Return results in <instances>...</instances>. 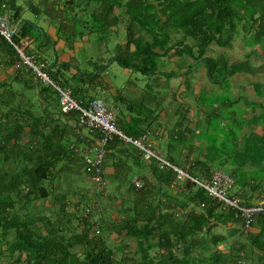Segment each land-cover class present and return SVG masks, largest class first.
<instances>
[{
    "label": "trees",
    "instance_id": "obj_1",
    "mask_svg": "<svg viewBox=\"0 0 264 264\" xmlns=\"http://www.w3.org/2000/svg\"><path fill=\"white\" fill-rule=\"evenodd\" d=\"M8 1L0 0V19L8 21L12 29L18 27L11 38L12 43L20 46L24 39L33 42L35 48L28 44L26 50L38 56L40 62H47L46 69L51 79L69 91L82 106L95 99H89L87 95L94 88L92 85L103 83L95 73L104 65L97 66L91 73L73 66L77 77L63 76L62 70L72 68V64H58L57 60L48 62L43 57L44 47H54L55 42L21 16L23 9H31L37 19L46 14L48 27L54 31L55 38L63 39L71 50L74 43L85 35L98 39L118 23L125 24V43L116 45L114 61L123 69L150 77L153 83L156 82L154 78L164 77L169 82L178 76L177 72L162 70L165 67L162 59L190 58L193 63L183 66L186 73H190L194 64L203 65L209 80L215 84L225 82L228 85L225 90H229L232 76L242 66L228 64L226 57H206L207 47L214 44L226 48L233 38L231 34L242 25L246 28L245 32H254L257 43L264 38V13L261 12L264 0H22L21 6L7 10ZM33 1L37 4L33 5ZM255 20H258L256 26L252 24ZM224 34L229 37L222 42ZM189 38L196 39L194 45L185 44ZM193 48H196L194 53ZM0 56L3 57H0V70L10 68L15 71L13 77L0 80V259L4 258V253L13 259L14 253L25 252L33 257L35 264H166L167 255L175 259L172 264H245L251 258L258 264H264V217H255L246 227L242 217H236L230 209H223L195 183L186 178L178 180L171 167L160 165L153 157L145 158L131 145L114 139L105 147L101 163L103 184L97 185L92 174L85 171L82 154L89 152L90 157L94 156L98 149L92 150L87 146V138L93 137L98 144L101 135L78 127L76 111L61 113L57 93L51 87L40 89L33 98L37 82L30 70L19 65L13 45L1 35ZM85 80L87 89L71 86V82L78 84ZM169 86L164 83L163 91ZM45 90L51 91L54 104L43 96ZM204 97L198 99L199 108L218 106L219 112L214 114L212 109L206 128L202 130L204 142L196 147L189 144L191 139L186 136L187 126L183 127L185 120L181 119L174 128L165 130V125L161 126L157 121L158 115L152 116L151 121L150 116L143 117L142 114L124 123L113 113L117 126L125 136L133 139L144 136L154 151V145L163 136L164 130L169 148L176 146L178 149L184 143L178 156L185 159L175 162L171 153L166 159L162 157L169 165L181 169L193 179H208L215 172V164H212L217 160L219 168L228 166L229 174H224L239 188L236 196H232H238L241 206L264 203V130L261 135L241 132L245 124L222 112L233 102L228 99L217 102L216 98L207 103ZM107 106L113 110L112 106ZM148 111L152 114L151 110ZM153 123L158 127H154ZM257 123L264 126V110L256 117L254 125ZM231 125L226 133L225 127ZM235 127L237 133L233 129ZM180 128L185 130L179 138L175 131ZM211 135L213 140L208 142ZM228 138L231 139L229 142L235 143L230 152L226 150ZM183 151L188 154L184 156ZM195 151L198 156L192 155ZM183 160L185 162L181 163ZM60 164L67 172L83 175L85 181L91 183L88 195L93 197L95 193L102 197L106 194L115 200L119 216L111 221L109 229L103 226L100 236V231L95 235V228H100L95 222L97 212L91 208L95 198L83 205L80 220L85 221V229L82 234L68 240L64 235L66 226L59 225L63 221L61 216L56 223H49L46 217L35 213L37 202L47 200L48 187L53 189L62 172L57 170ZM142 169L147 170L152 179L146 173L140 175L139 170ZM133 178L140 181V188L132 183ZM49 182L50 185L44 186ZM112 188L117 195L111 193ZM254 199L255 202L252 201ZM86 210L89 212L86 213ZM61 212L64 214L63 208ZM37 223L45 229L47 237L41 235ZM228 224L239 227V237L225 251L214 250L213 247L224 242L225 237L213 233V230ZM112 231L135 239L136 257H115L110 249L102 245L103 235ZM91 235H94L93 241H88ZM72 238L82 252L84 250L83 259L69 252L73 247L69 241ZM200 244L202 250L196 252V246ZM4 245L8 250L6 252L2 250ZM185 249L188 251L184 253ZM152 250L157 251L156 256L149 254ZM173 252L177 253V257ZM190 252L194 254L189 255Z\"/></svg>",
    "mask_w": 264,
    "mask_h": 264
},
{
    "label": "rangeland",
    "instance_id": "obj_2",
    "mask_svg": "<svg viewBox=\"0 0 264 264\" xmlns=\"http://www.w3.org/2000/svg\"><path fill=\"white\" fill-rule=\"evenodd\" d=\"M31 1V0H29ZM8 3V4H7ZM6 3L7 6V10H10L13 7H18L21 6L22 0H9ZM16 4V5H15ZM33 5H36V1L32 2ZM16 7V8H17ZM4 8V7H3ZM21 16L26 19L29 20L31 22H35L37 19V17L32 13L31 9H23ZM40 23L42 24L41 20H43L46 25L48 26V22L46 19H49L48 16L46 14L42 15V17H40ZM246 21V20H245ZM254 24H258L257 21L254 22ZM249 24H247L246 27H248ZM243 28L245 29V26L243 27L240 26L237 28L236 32H233L232 35V40L230 41V43L226 46V48L221 49L220 47H218L217 45L211 44L210 47H207L206 49V53L205 56L206 57H215L217 56L219 53L225 54V53H230V55H232V59H236L237 55L233 54L234 53H239L241 51H243L242 53H244L245 55H248L251 58V65L250 66H246L244 67V64H242L243 62H241V59L239 57H237L238 62H231V59L227 56H224L228 59V64H232L236 63V64H240L239 66H242V68L239 69V72L236 71V74L234 75V77L232 76L229 84H230V89L229 90H225V88L228 86L227 83L225 82H221L218 84H215L212 82V80H202L201 78L196 79L194 83H192V85H196L199 86V89H196L195 91H193V93L190 95V97L188 98L189 100V105L190 107L194 108V111H191L190 109H187L185 107H180L178 106V104H174V106L171 107V103L169 102L171 100V96L164 99V105H153V103H149L147 98H144L145 95H149V96H157L158 94L163 93V90L157 86L156 83H153L150 79V77L144 76L140 73H137L135 71H131L129 70V74L128 76L124 75V69L116 62L114 61V57L116 56V45H124L125 43V33H126V27L125 24L122 23H118L115 27L111 28L104 36L100 37V38H92L91 35L87 36L89 37V43L84 44L83 47H85L83 50H80L79 53L75 52L74 54V61L80 62L81 68L80 70L84 71L89 70L90 72L94 70V67L97 65H104L103 69L96 72L95 75H97V79H99L100 81H105V82H110L112 83V91H117L119 96L121 97V95L124 97V95L129 96V104L130 109L132 110V117H136L139 115H142L143 117H148L150 116L151 112L149 113L148 110H154L156 108V112L155 115H159L157 121L159 124H161V126L165 125V130H170L172 128H174L175 124L178 122V119L180 118V116H183L182 121L185 120L186 122H189L193 119V121H196V115L195 113V105H198V102H196L199 99V94H203L204 93V89H206V94L204 97V100H206L207 103L212 102L211 99H216L217 102H221L222 100L228 99L231 102H236L235 104L232 103L233 105L231 107H229L227 110H223V115L228 116V117H233L236 120L240 121V123H244L245 127L248 131H250V129H255L254 127V121L256 119V117H258L262 112H263V105L260 104V101H264V38L260 39L259 42L257 43V38L254 37V32L252 31L251 34L248 35L247 32H244ZM85 34V30L82 31ZM81 34H79L80 36ZM86 36V35H85ZM179 36V35H178ZM177 36V38L179 39V37ZM229 36H227L226 34L223 35L222 37V42H225L227 40ZM80 40V39H79ZM189 41L185 44H190V45H194V43L196 42V39L194 38H189ZM256 43V44H255ZM50 49V48H49ZM229 49H232V51H230ZM196 50V48H193V53ZM90 54H92L93 58L90 57ZM2 59L3 57L0 56ZM43 57H45L46 59H48V50H44L43 49ZM179 60V58H178ZM225 59H221V61H224ZM227 61V60H226ZM193 61L190 60V58H182L181 60H179L177 62V64H175V66L177 67V73L180 71V69L183 68V66L188 67V65L192 64ZM85 68V69H83ZM161 65L159 66V69L161 70ZM244 68H246V70H244ZM10 69V68H8ZM163 69V68H162ZM201 69H203V65L200 64H194L191 66V70H190V74L185 73L182 77L180 76V80L179 83L178 82H174L170 84V87L172 89V93L177 91L179 86L181 85V87H185V92H187V88L189 87V83L191 81V78L193 76V71L199 72L201 71ZM248 71L250 73H248ZM192 72V73H191ZM9 77H12L14 75V72H8ZM12 73V74H11ZM240 73V74H238ZM188 74V75H187ZM186 77V78H185ZM7 79V75L3 74L2 77H0V80H4ZM185 79V80H183ZM174 81H178V77H174L173 78ZM162 84V83H161ZM16 84H14L15 86ZM107 86L109 87V84H107ZM48 88L50 86H47L43 83H36L34 86V93L32 94L33 98L34 96L38 93L37 91H40V89L42 88ZM135 87V88H134ZM156 87V88H155ZM52 88V87H51ZM136 88H138L139 90H137ZM53 89V88H52ZM98 89V88H97ZM132 89H136L139 92H142L141 97L139 95H135L132 96L131 95V90ZM189 89V88H188ZM210 89V90H209ZM209 93V95H208ZM43 96L49 100L50 104H54V100L51 94V91L49 90H45L43 93ZM99 94V91H98ZM124 94V95H123ZM31 96V95H28ZM100 96V94L98 95ZM101 98H103L102 100H104L108 105L109 102V96L108 93L106 96H100ZM99 97V98H100ZM100 98V99H101ZM253 98V99H252ZM192 99V100H190ZM107 100V101H106ZM111 101V100H110ZM252 101V102H251ZM48 102V101H47ZM168 104L169 106L167 107ZM37 109L40 108V106L37 104ZM161 108H164L163 110ZM171 109V115L170 118L168 119V121H166L164 123V119L161 116L162 113H169V110ZM113 112L117 115L118 118H122L120 113H119V109H115L113 108ZM160 112H162L160 114ZM246 115H248V117H246ZM188 117H192L189 118ZM208 118L209 115L207 117V122H208ZM149 120L152 121L151 118H149ZM166 120V119H165ZM210 120L212 121V118L210 117ZM163 123V124H162ZM184 124V122H183ZM231 126H227L225 127V131L226 133L229 132ZM243 127V126H242ZM235 130V132L237 133V127L233 128ZM184 129H177L175 132L176 134H180L183 132ZM241 130H243L241 128ZM195 130H192V132H194ZM166 134V132H164ZM203 131L201 130H196L194 134H192V139L190 140L189 144H193L195 145V147L200 143L204 142V138L205 136H202ZM240 134V133H239ZM213 135V134H212ZM211 135L210 139H208V142H212L213 140V136ZM163 140L161 142V140H157L156 144L158 147V153L163 157V158H167V154L171 153V156L175 157V162H179L181 159H183L184 157H179L178 156V152L181 151V147L184 145V143L180 144V147L177 149L176 146V150L173 147H168V141L169 139H166V135H163ZM231 139L228 138V144L226 147V150L228 149V151L230 152V150H232L234 148V144L235 143H231L229 142ZM244 143V141H242ZM242 143V144H243ZM184 149V148H183ZM186 149H189V147H186ZM175 150V151H174ZM173 151V152H172ZM225 152V151H224ZM188 153L186 151H183V155H187ZM229 155L231 153H228ZM192 155L198 156V153L195 151ZM237 156L234 157V159H236ZM186 158V157H185ZM184 158V159H185ZM204 160V159H203ZM185 162L184 160L181 162L183 163ZM215 164V165H214ZM213 166V170L215 171H220L226 174H229V169L227 167H225L224 169H221L218 167V162L217 160L212 164ZM61 169L62 172L59 173V177L57 179L56 182H54L53 185V189L50 188V186L47 189L48 195L49 197L47 199L49 202L53 203L52 200V196L54 193H58V192H62V194H65L64 196L69 197L68 200L72 201V194L74 193V195H78L81 204L83 205L85 202L92 200V198L96 199V202L99 200L97 195L94 193L93 197L92 195H88L89 191L91 190L90 186L91 183L88 181H85V178L83 175H78L77 173H71V172H67V170L64 168L63 164H60L57 168V170ZM70 170V169H69ZM73 171V170H71ZM146 173V170H139V174H143ZM248 174V173H247ZM50 185L49 183L44 184V186H48ZM109 186H111V184H109ZM113 190V191H112ZM239 188L235 187L234 185L228 189L227 194L229 196L235 195L238 192ZM110 191H112L111 193L117 195L116 191L114 190V188H112ZM77 193V194H75ZM56 196V195H54ZM105 197V196H104ZM238 197V196H237ZM101 201L105 202L106 205L103 206V208L105 210H108V207H115L116 203L115 200H113L110 197H105L102 199H100ZM75 201V200H74ZM252 201H256L255 199ZM70 202V201H69ZM253 202V203H254ZM43 203V201H42ZM41 203L40 206H42L39 209H46L45 206H43ZM81 205V206H82ZM115 212H117V208L115 207ZM44 212V211H43ZM45 213V212H44ZM42 214V212H41ZM76 214V212H74L72 214V216H74ZM60 225V224H59ZM230 229L229 227H221L218 226L213 230V233H219V234H226L227 231ZM232 229V228H231ZM234 230V238L233 240L227 241L225 240L222 243H218V245L216 247H213V249H219L220 251H225L227 246L230 244V242L236 240L237 237H239V231L237 226H234L233 228ZM201 249V248H199ZM191 254L193 255L194 253L191 252ZM137 255V254H136ZM245 263V262H244ZM245 264H258V262L255 261L254 258H251L250 261H247V263Z\"/></svg>",
    "mask_w": 264,
    "mask_h": 264
},
{
    "label": "crops",
    "instance_id": "obj_3",
    "mask_svg": "<svg viewBox=\"0 0 264 264\" xmlns=\"http://www.w3.org/2000/svg\"><path fill=\"white\" fill-rule=\"evenodd\" d=\"M261 12L264 13V9H262ZM255 21H257V23H258V20H255ZM255 21L252 22V24L254 26H256V24H254ZM41 22H42V24H39L40 20L37 19L35 22H32V23L35 24L36 28H39L42 31H44L45 33H47L48 34V38H49V40L51 42H55L54 43L55 44L54 47H44V50H48V59H47V61L49 60L48 62H53V61L57 60L58 64H61L63 62L64 63H71L72 64V68H69V69H66V70L65 69L62 70L63 76L68 77V78L72 77V76L77 77L76 70L73 68V66L77 67L79 69H82V68H81L80 62L74 61V59H73L75 57L74 54H75V52L79 53L80 50H83L85 48L83 46H84L85 43H86V45H87V43H89V37H87V35H86V36H83L82 39H80V40L78 39L74 43V47L71 50V49H69L66 46V43H65V41L63 39L57 40L55 38L54 31L51 29V27H48L43 20H41ZM22 25H23V23L20 24V26H22ZM17 28H18L17 26H14L15 30H17ZM243 30L245 32L246 28L245 29L243 28ZM247 33H248V35L251 34L250 31L247 32ZM92 38H94V37H92ZM30 44L32 45V48H35V47H33V42H29V45ZM221 49H224V48H221ZM229 50L232 51V49H229ZM242 52L243 51H241V52H239L237 54L233 52V54L237 55V57H239L241 59V62H243L242 64H244V67L250 66L252 64L250 62L251 58L248 55H245ZM42 55H43V52H42ZM224 56H226V57L228 56L231 59V62H238V61H236L237 57H236L235 60L232 59V55H230V53H225V54L219 53L217 56H215L213 58L219 59V58H222V57L224 58ZM90 57L93 58L92 54H90ZM162 60L165 62V64L163 63L165 65V67L162 69L164 72L165 71L166 72H176L178 70L177 67L175 66V64H177V62L179 61L177 57L165 58V59H162ZM97 66H99V65L96 64V66L94 68H96ZM83 69H85V68H83ZM84 71L86 73H91L92 72V71L90 72L89 70H86V69ZM123 71H124V75L128 76L129 71L126 70V69H124ZM186 71H187L186 67H183L182 69H180V71L178 72V76H177L178 77V81H174L173 78H172V79H170L169 82H167V81H165L164 77H160L158 79L154 78V79H156L155 83L157 84V86L161 87V89L163 90L162 86L164 85V83L169 84V85L171 83H174V82H178L179 83V80L181 79L180 76L182 77L186 73ZM8 72H12V73L14 72V75H15V71L13 69H6L4 71L0 70V77H2L3 74L4 75L6 74L7 78H9V74L10 73H8ZM193 73L194 74H193V76L191 78V81L189 83L190 84L189 87H188L189 89L187 88V90H188L187 92H185V87H181V85H180L178 90L172 93V89L169 86L168 88L165 89V92L163 91V93L158 94L157 96H153L152 97V96H149V95L148 96L145 95L144 98H147L149 103L152 102L153 105L161 106V105H164V103H163L164 99H166V98L171 96V100L169 101L171 103V107L174 106V104L176 103V104H178L179 108L180 107H185L187 109H190L191 111H194V108L190 107V105L188 104L189 103L188 98L193 93V91H195L196 89L197 90L199 89V86H196V85L193 86L192 83L196 82L195 80L198 79V78H201L202 80H205V79L208 80V79H207L206 71H205L204 68L201 69V71H199V72L193 71ZM248 73H250V72L248 71ZM188 74H190V73H188ZM238 74H240V73H238ZM183 80H185V79H183ZM97 81H96V83L98 84ZM86 83H87L86 80L84 81V83H78V84H77V82H71V86L74 87V88L83 87L84 89H87L88 88V84H86ZM107 84H109V87L107 86ZM92 86L94 88L93 89L91 88L89 90V92H90L89 95H87L89 97V99H90V97H94L96 99V98H99L102 95L106 96L107 93H108L109 99L111 100V101L108 100V102H109L110 106H112L113 108L119 109V113H120V115L122 117L121 120H123L124 123H128V122L133 120L132 113H131L132 110L130 109L131 105L128 102L129 101V99H128L129 96H127V95L125 96L123 94L124 97L122 95L120 97L117 91H115V90L112 91V83H110L109 81L108 82L103 81V83H101V84H98L96 86L92 85ZM194 88H196V89H194ZM136 89L139 90L138 88H136ZM136 89H132L131 90V95L132 96L139 95L141 97L142 92H139ZM98 91H99L100 96H98L99 95ZM205 92H206V89H204V93L203 94H199V99H201V96L206 94ZM174 94H176V97H177L176 100L174 99ZM208 95H209V93H208ZM101 99H103V98H101ZM190 100H192V99H190ZM197 102L199 104L198 100H197ZM233 103H236V102H233ZM260 104L264 106V101L263 100L260 101ZM166 105H167V107L169 106L168 104H166ZM232 105L233 104H229L223 110H227ZM161 109L163 110L164 108H161ZM212 109H213L212 113H214V114L219 112L218 111L219 110L218 106L214 107ZM212 109H209L207 107H200L199 108L198 105H195V113L194 114L197 116L196 117V121L195 120L193 121V119H192L189 122H186V123L184 122V126H183V127L187 126L186 127V130L188 131V133L186 132L187 138L192 139V136H193L192 134H194L196 130H201L202 131L204 128H206L207 117L211 113ZM151 111H152V114L150 115V118L152 119L153 118L152 116H155L156 108H155V111L154 110H151ZM170 111H171V109L169 110V113L160 112V114L162 113L161 116L164 119V123L166 121H168V119L170 118V115H171ZM182 117L183 116H180L178 121H180L182 119ZM246 117H248V115H246ZM189 118H192V117H188V119ZM153 126L154 127H158V125L155 124V123H153ZM254 127H255V129H250V131H248L246 128H243V130H241V132H244L245 134H249L250 132H254L257 135H261L263 130H264L263 124L257 123L256 125H254ZM184 130H185V128H184ZM192 130H195V131L192 132ZM164 132H165V130L163 131L162 135H166V139H167V134H165ZM177 136L179 138L182 137L183 136V132L180 133L179 135L177 134ZM163 137L164 136L159 138V140H161V142L163 140ZM86 144L92 150L98 149L97 141L93 137L87 138V143ZM157 145L158 144L154 145L156 153H158ZM159 156L161 157L162 160H164L160 154H159ZM107 173H111V172L107 171ZM146 176L149 179H152V177L150 176V173H148L147 170H146ZM54 195H56V196H54ZM64 195L65 194H62V192H58L57 194L54 193L52 195V197H51L52 200H53V203L48 201L50 199L44 200L43 203H42V201L37 202L36 208L34 209V211H35L36 214H39V215L42 212L41 215L43 217H46L47 220L49 221V223L50 222L56 223L62 217L61 219L63 221H61L60 225L63 226V227H64V225L66 226L65 229H67V230L65 231L66 234H64V235L66 236V239L68 240L72 236L78 237V235H81L83 230L85 229V226H84V222L85 221H81L80 220V216L83 213L82 212L83 205H85V203L82 205L78 195H74V193L72 194V201H71V198H70V200H68V198L70 196L69 197H65ZM104 196L108 197L106 194ZM104 196H102V197L105 198ZM102 197H98L99 200L97 202H96V199H94L93 200V204L91 206V208H93V210H96V212H97L96 216H97L98 219L95 218V222H97V224L100 226V228H99V231H100L99 236L101 235L103 226H105L106 229H109V227L111 225V221L114 222V219L118 218V216H119V214L114 211L115 210L114 207H108V210H105L103 208V206H105L106 203L100 200V199H102ZM41 203H42L43 206H45L46 209H44V208L43 209H39V208L42 207V206H40ZM62 208L64 209V214L61 212ZM74 212H76V214L74 216H72V214ZM98 225H96V227ZM229 226H230V229L227 231V233L226 234H222L225 237V240H227V241L233 240V238L235 236V234L233 233L234 232L233 228H234V226H237V225L228 224L227 227H229ZM37 227H38L39 230L41 229V231H40L41 235L43 237H47L45 229L42 228L40 223H37ZM237 228H238V231H240L238 226H237ZM93 230H94V228H93ZM249 230L252 231L251 228ZM93 237H94V235H91V239H89L88 241H93ZM9 239H12V238L10 237ZM69 241L71 242V244L73 246L71 248V250H69V252L71 254L75 253L76 256L79 259H83V255L82 254L84 253V250L82 252L81 247L76 245V241L73 238L71 240H69ZM102 245L104 247H106L107 249H110L113 252L115 257H122V256H124V257L125 256H127V257H136L137 256L136 255L137 254V245H136L135 239L131 238L130 236L125 237L123 234L122 235L121 234L118 235L117 232H115V231L107 232L106 234L103 235V244ZM190 245H192V243H190ZM201 245L202 244H200L199 246H196V249H195L196 252H201V250H202V248L200 247ZM199 248H201V249H199ZM2 250L5 251V252L8 251L7 247L5 245L2 247ZM186 251H188V249H185L184 253ZM149 254L151 256H156L157 251L156 250H152V251H150ZM173 255L177 257V253L176 252H173ZM189 255H192L191 252L189 253ZM13 257H14L13 259H9L8 255L6 253H4V258L0 259V264H35V260L33 259V257L29 256L25 252L14 253ZM174 261H175V259L172 256L167 255V260L165 261L166 264H170V263L172 264Z\"/></svg>",
    "mask_w": 264,
    "mask_h": 264
},
{
    "label": "built area",
    "instance_id": "obj_4",
    "mask_svg": "<svg viewBox=\"0 0 264 264\" xmlns=\"http://www.w3.org/2000/svg\"><path fill=\"white\" fill-rule=\"evenodd\" d=\"M12 29L6 24L5 19H0V35L5 38L7 42L13 45L18 57L19 65L24 66L25 69L30 70L33 79L36 82L43 83L53 88L57 93L59 101V110L63 114H69L72 111H76L78 114L76 125L81 128H85L89 133L97 132L101 135L98 143V150L92 157L89 156V152H86L83 157L86 173L92 174V179L97 185L103 184L101 163L104 156L105 147L114 139L120 140L124 144H128L138 149L143 153L145 158L153 157L160 165H166L173 169L176 173L178 180L186 178L195 183L198 187L205 191L207 196L223 207V209H230L234 211L236 217L240 216L248 227L249 223L257 216L264 217V203L256 202L250 206H241L239 199L235 196H229L227 194L228 189L233 186V180L226 176L223 172H212L208 179H193L181 169L171 166L166 161L157 157L155 151L152 149V144L146 140V138L140 137L133 139L125 136L116 124L115 115L113 110L107 106V104L101 99H94L88 103L87 106L79 105L77 101L71 96L70 92L61 88L55 81L49 76L47 71V62H40L38 56L31 55L26 49L29 44L27 39H24L20 46L14 45L11 38ZM132 183L137 187H141V183L136 178H133ZM89 210H86L88 213ZM95 234H99V229L96 228Z\"/></svg>",
    "mask_w": 264,
    "mask_h": 264
},
{
    "label": "water",
    "instance_id": "obj_5",
    "mask_svg": "<svg viewBox=\"0 0 264 264\" xmlns=\"http://www.w3.org/2000/svg\"><path fill=\"white\" fill-rule=\"evenodd\" d=\"M6 24L9 25V22L6 21ZM16 33V30L12 31L11 34L14 35Z\"/></svg>",
    "mask_w": 264,
    "mask_h": 264
},
{
    "label": "clouds",
    "instance_id": "obj_6",
    "mask_svg": "<svg viewBox=\"0 0 264 264\" xmlns=\"http://www.w3.org/2000/svg\"><path fill=\"white\" fill-rule=\"evenodd\" d=\"M96 229V228H95Z\"/></svg>",
    "mask_w": 264,
    "mask_h": 264
}]
</instances>
